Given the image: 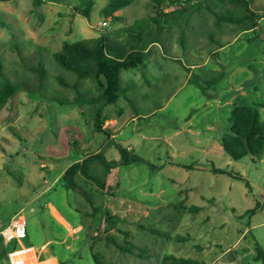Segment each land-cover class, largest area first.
<instances>
[{
	"label": "rangeland",
	"instance_id": "obj_1",
	"mask_svg": "<svg viewBox=\"0 0 264 264\" xmlns=\"http://www.w3.org/2000/svg\"><path fill=\"white\" fill-rule=\"evenodd\" d=\"M83 1H0V19L6 22L0 23V62L3 72L21 85L7 101L0 100V225L17 212L25 214L28 237L22 247L34 254L23 264H101L93 252L107 264H161L167 252L203 259L205 264H264L258 259L259 249L264 250V154L259 160L250 155L237 160L223 145L233 124V103H264V17L256 30L243 31V23L217 22L213 8H235L232 3L222 7L219 0H182L185 11L173 0H134L112 15L103 12L109 0H96L88 18L78 12ZM159 5L167 12L157 19L161 34L157 22H150L152 28L141 36L136 35L142 31L139 27L124 30L156 15ZM251 5L264 14V0H252ZM129 34L143 37L140 45L152 38L158 41L145 50V76L139 66L123 70L121 84L127 91L106 107L111 116L105 127L116 142L150 164L116 166L108 178L112 188L104 195L90 183L86 187L97 190L98 199L121 216L107 235L125 245L132 242L134 252L122 251L106 239V219L102 213L93 216L82 195L76 193L72 201L89 214L76 211L64 189L44 191L83 155L82 148L92 152L107 145L108 157H121L107 132L90 123L94 104L85 101L99 91L98 82L80 79L81 92L76 90L77 74L58 64L54 52L66 39L100 35L123 49ZM216 50V56L210 55ZM39 63L47 70L43 78L34 68ZM189 72L193 77L185 84ZM4 73L0 71V79ZM59 76L70 84H62ZM79 92L80 100L71 101ZM260 109L264 121V107ZM216 169L239 172L244 178ZM48 200L76 222L75 234L65 244L52 246L53 254H42L46 236L63 237L67 232L51 214ZM192 205L202 209L194 211ZM149 226L191 237L168 238ZM99 234L102 237L94 240ZM29 241L37 243V249L27 246ZM14 253H9L12 264L19 257ZM235 255L239 260L231 262Z\"/></svg>",
	"mask_w": 264,
	"mask_h": 264
},
{
	"label": "trees",
	"instance_id": "obj_2",
	"mask_svg": "<svg viewBox=\"0 0 264 264\" xmlns=\"http://www.w3.org/2000/svg\"><path fill=\"white\" fill-rule=\"evenodd\" d=\"M9 1V0H0ZM45 0H34L36 5H41ZM134 0H109L108 4L104 7L103 12L107 15L114 14L118 9L130 5ZM164 1V0H162ZM182 0H173V3L181 5ZM193 1V0H187ZM200 1V0H197ZM96 0H84L83 5L78 6V12L85 15L86 17L91 16V11L95 5ZM222 7L226 3H232L235 8H222L221 10H215L214 12L217 16V22L230 21L233 23H243V31L249 30L251 28H256L259 25L260 20L264 17L262 12L257 11L252 5V0H219ZM182 6V11L187 8ZM158 12L156 15L149 16V18H140L135 24L130 27L124 28L126 32L132 31L134 28H141L142 31L136 35L141 36L143 32H147L149 23L157 22L159 34H161V27L158 22V17L160 14L165 13L164 9H161V5L158 6ZM240 7V8H238ZM240 9V10H238ZM0 23L5 25L6 22L0 19ZM165 28V26H163ZM155 28H153L154 30ZM151 34V32H149ZM143 37L132 38L131 34L128 35V47L120 48L115 42L116 40H109L105 35H100L90 38H82L79 40H65L61 50L54 52V58L58 64L64 68L74 71L77 74L79 80H75L73 86L76 90L81 92L79 81L80 79L86 77H93L96 79L99 85V91L90 94L85 102L94 104L91 109V126L97 130H104L108 134V138L111 139L112 145H117L120 150L121 157H108L106 154V148H101L98 151L87 152L82 148L83 156L82 159L74 161L57 179L55 184L51 187L52 190H57L58 188L64 189L69 195V202L78 212L83 214H89V210H82L81 206L75 200L74 195L80 194L88 200L93 208L91 214L93 216H98L102 213L104 219H106L105 230L106 239L108 241L114 242L122 251L134 252V245L132 242L128 244H122L120 241L114 238L112 235H107L109 230L115 226L118 219L121 216L116 214L111 208L105 206L104 201L98 199V192L104 195L109 193L108 189L112 188L109 186L108 178L116 166L130 165L136 162H147L145 158L140 157L136 152L124 146L120 142H116L115 138L112 137V130L105 127V122L110 119L111 114L105 111L109 104H112L120 99L126 89L122 87V72L124 69H130L132 67H142L147 68L145 62V50L149 48V45L157 40L156 38L149 39L148 43L145 45H140L138 42L143 41ZM158 41V40H157ZM136 42V43H135ZM224 46L220 45V47ZM149 51V50H148ZM219 50L215 51V54L210 55L216 56ZM215 58V57H214ZM2 63L0 62V71L2 73ZM34 67V66H33ZM39 72L43 78V75L47 73L46 68L42 64L34 67ZM145 76V72L143 73ZM0 79V100L7 101L10 97L14 96L20 89V83L12 80L7 74H1ZM222 78V75H220ZM58 79L64 85H69L70 83L59 76ZM202 83V82H201ZM200 83V84H201ZM76 96L75 99L71 101H79L82 94ZM132 102V100H131ZM260 106L264 107V103L261 104H248V103H238L235 102L232 107L231 120L232 126L229 132H227L223 137V145L226 152H228L234 159H242L243 157L250 155L254 160H259L264 154V121L262 119V113ZM84 112H87L85 110ZM1 132V124H0ZM69 140L73 137L72 134H68ZM72 140V139H71ZM72 141L70 144L72 145ZM79 153L82 151L79 148ZM101 163L102 166H97L94 163ZM184 166L183 163H180ZM216 173H226L236 178H244V175L239 172L229 171L228 169H216ZM96 186L97 190H91L86 187L87 184ZM77 200V199H76ZM47 202H51L48 200ZM59 210L61 208L58 206ZM190 208L194 211L201 210L202 207L198 205H192ZM61 213L70 221L72 219L68 217L65 213ZM73 223V222H72ZM74 224V223H73ZM62 225V224H61ZM64 227V225H62ZM146 227V225H145ZM149 229L159 235H164L168 238H173L176 240H187L190 239L191 234H171L166 230H162L155 226H149ZM64 230L66 228L64 227ZM89 235V234H88ZM28 237V235H27ZM26 237V238H27ZM87 237V234H86ZM101 234L95 235L94 240L101 238ZM61 238V237H60ZM69 239V238H68ZM67 241V240H66ZM63 242V244L66 243ZM30 242V241H29ZM55 244L62 243H52L51 247L54 248ZM32 245L30 242L29 246ZM21 247L17 240H14L8 244L5 243L2 234H0V264H5L2 260L8 261V264H12L10 260L9 253L15 251L17 248ZM93 247V244H92ZM148 249V248H143ZM53 250V249H52ZM93 257L96 263L107 264L105 259L97 252H93ZM143 255V254H142ZM263 255V256H262ZM57 256V255H56ZM258 259L264 261V250L259 249ZM161 264H205V260L198 259L191 256L177 255L172 252H167L162 256Z\"/></svg>",
	"mask_w": 264,
	"mask_h": 264
},
{
	"label": "crops",
	"instance_id": "obj_3",
	"mask_svg": "<svg viewBox=\"0 0 264 264\" xmlns=\"http://www.w3.org/2000/svg\"><path fill=\"white\" fill-rule=\"evenodd\" d=\"M263 19V18H262ZM257 29V27L256 28H251V29H249L250 31H254V30H256ZM244 31H247V30H244ZM235 40H237V38L235 39ZM235 40H233V41H235ZM224 46H222V47H220V49H222ZM209 59V58H208ZM196 65L195 64H193L192 65V67H195ZM213 69H220V68H218L217 66H214V68ZM233 74H236V72L235 73H233ZM193 77V74H192V72H189V75L187 76V80H186V83L185 84H187V83H189V81H190V79L189 78H192ZM235 103V102H234ZM233 103V104H234ZM139 114L137 113V116H138ZM113 136H114V134H113ZM110 146V145H109ZM101 148H106V153H107V149H108V146L107 145H105V146H103V147H101ZM101 148H99V149H101ZM98 149V150H99ZM97 150V151H98ZM88 152V151H87ZM82 156L83 155H79L77 158H75L74 159V161H76V160H78V159H82ZM73 161V162H74ZM72 162V163H73ZM71 163V164H72ZM70 164V165H71ZM69 165V166H70ZM69 166H67L65 169H63V170H61V172L56 176V178H55V180L49 185V186H47V188L44 190V191H46V190H49V189H51V187L55 184V182L57 181V179L61 176V174L69 167ZM44 167H47V165L46 166H44ZM46 205H48V207L50 208V212H51V214L56 218V220L60 223V224H62V225H64V227L66 228V233H65V235L63 236V237H51V236H46L45 237V239H44V241L42 242V244H41V246H40V249H39V251L40 252H42V254L43 253H45V252H53L52 251V248H51V244L52 243H63V242H65L68 238H69V236L71 235V234H75V230L73 229V227H75V224H76V222H75V224H73L72 222H70L62 213H61V211L59 210V208H58V205H56L55 203H53L52 201L51 202H46ZM73 206V205H72ZM53 207H55L57 210H58V212L60 213V215L65 219V221L66 222H64V221H62L58 216H57V214L54 212V209H53ZM75 208V207H74ZM77 211V210H76ZM15 215V214H14ZM13 215V216H14ZM4 222V221H3ZM62 236V235H61ZM242 237V236H241ZM25 244V243H24ZM27 246H29V245H27ZM37 243H34L33 241H32V245H30L29 247H34L35 249H37ZM230 250V247L229 248H227V249H225L224 251H223V253H222V255H225L228 251ZM53 254V253H52ZM52 257H56L57 259H58V261H59V258L56 256V255H51ZM239 256L240 255H235L233 258H231V260H234V261H231V262H236L237 260H239Z\"/></svg>",
	"mask_w": 264,
	"mask_h": 264
},
{
	"label": "built area",
	"instance_id": "obj_4",
	"mask_svg": "<svg viewBox=\"0 0 264 264\" xmlns=\"http://www.w3.org/2000/svg\"><path fill=\"white\" fill-rule=\"evenodd\" d=\"M33 210H34V208H33ZM0 224H2V220H0ZM0 234H2L6 244H8L14 240H17L21 245V247L19 249H21L23 246V243H24L23 240L26 239V237L28 235L27 219H26L25 214L22 212H17L11 218L9 223L5 224V226L0 225ZM48 257H50V256H48ZM48 257H45V258L40 257V259L43 260V259H46ZM40 259H39V261H41Z\"/></svg>",
	"mask_w": 264,
	"mask_h": 264
},
{
	"label": "bare ground",
	"instance_id": "obj_5",
	"mask_svg": "<svg viewBox=\"0 0 264 264\" xmlns=\"http://www.w3.org/2000/svg\"><path fill=\"white\" fill-rule=\"evenodd\" d=\"M33 254V250L29 251L26 246L22 247L21 249L17 248L14 255H19V257L16 256V258L14 259V264H23L24 259L29 256H33Z\"/></svg>",
	"mask_w": 264,
	"mask_h": 264
}]
</instances>
